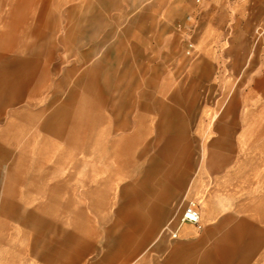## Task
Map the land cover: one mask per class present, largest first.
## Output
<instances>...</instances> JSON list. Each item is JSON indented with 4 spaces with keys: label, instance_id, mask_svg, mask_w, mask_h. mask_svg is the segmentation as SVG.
<instances>
[{
    "label": "crops",
    "instance_id": "crops-1",
    "mask_svg": "<svg viewBox=\"0 0 264 264\" xmlns=\"http://www.w3.org/2000/svg\"><path fill=\"white\" fill-rule=\"evenodd\" d=\"M78 12L84 15L79 31L90 28L96 39L110 26L116 51L124 46L127 62H142L141 75L136 72L142 85L127 82L126 93L139 94L132 109L142 125L156 118L153 140L161 142L160 164L152 172L150 163L142 167L139 178L134 166L102 165L107 139L100 133L89 180L111 188L130 182L120 195V221L148 222L151 213L157 226L165 206L173 201L177 210L161 233H76L71 247L70 200L75 190L83 199L86 183L84 143L71 154L68 101L57 103L65 118L55 123L48 102L53 66L43 68L37 48L14 51L3 33L0 264H264V32L256 33L264 29V0H88ZM111 13L125 19L97 20ZM86 14L94 15L92 23ZM130 73L127 65V78ZM135 140L147 142L140 154L149 158L150 138ZM189 142L197 148L187 149ZM150 173L161 188L150 190ZM188 200L198 205L201 227L184 223L173 238L166 227L177 226ZM33 222L51 224L38 233L44 235L38 251L18 252V234L30 233Z\"/></svg>",
    "mask_w": 264,
    "mask_h": 264
},
{
    "label": "rangeland",
    "instance_id": "rangeland-1",
    "mask_svg": "<svg viewBox=\"0 0 264 264\" xmlns=\"http://www.w3.org/2000/svg\"><path fill=\"white\" fill-rule=\"evenodd\" d=\"M87 1L0 0V36L4 33L3 41L7 45H12L13 50L17 52L27 53V48L31 50L37 48L38 53L44 58L43 68L46 65L53 66V98L51 99L50 96L48 102L51 100L54 102L55 123L65 118V110H62L57 103L62 100L68 101L71 154L81 142L84 143L86 183L80 190L83 193V199H77L78 191L75 190L74 197L70 200L71 247L76 233H96V235L122 233L131 228L135 233H141L146 228L155 229V233H161L163 226L175 214L178 205L172 201L170 205L165 206L167 214L157 226L151 213L148 222L145 220L134 223L120 221V195L123 192L122 189L130 182L123 180L120 186L111 188L109 182L100 187L89 180L93 176L95 165V141L100 133L107 139L106 145L104 146L105 142L102 145V165H112L122 171H125L127 166H134L139 171L137 173L139 178L143 176L142 167H147L150 163V172H152L155 171L152 168L160 164L156 155L161 149V142L153 140L157 131L156 118L146 119L145 125H142L140 111L136 108L132 109V106L137 105L139 94L126 93L127 82L131 85H142L141 76L136 77V72L141 75L139 67L142 62H127L124 46L116 51V46L113 45L116 36L115 34L110 36L111 32H116L110 26L98 30L96 39L92 29L78 30V23L84 17L78 12V6ZM11 6L21 7L23 10L12 9ZM93 17L92 14H86V22L92 23ZM124 19V14L115 13L97 18L103 24L116 23ZM43 31L47 36H40ZM263 32L264 29H260L256 33ZM50 53L53 54L52 61H50ZM154 64V61H149V68L151 69ZM127 65L133 66L135 72L130 73L128 78L126 77ZM145 65L147 69V62ZM151 71L152 69L149 73H152ZM160 80L161 77H156L155 83L157 84ZM130 134L135 135L133 142L127 139ZM137 134H143V136H137ZM146 137L150 138L149 158L142 157L140 154L147 142L135 140ZM186 145L187 149L197 148L195 143L189 142ZM156 176L153 173L149 175L151 191L161 188V184L157 185L154 182ZM138 184L141 182H134L135 187ZM30 192L36 196V190ZM31 208L35 207L30 206L29 209ZM44 212L48 213V207L44 208ZM50 224V222H33L30 233L18 234V252L24 254L28 250L32 253L38 251V239L44 236L38 233H41L43 229L46 230Z\"/></svg>",
    "mask_w": 264,
    "mask_h": 264
},
{
    "label": "built area",
    "instance_id": "built-area-1",
    "mask_svg": "<svg viewBox=\"0 0 264 264\" xmlns=\"http://www.w3.org/2000/svg\"><path fill=\"white\" fill-rule=\"evenodd\" d=\"M200 221L201 215L197 203L194 200H188L180 215L177 226L175 228H170L167 226L166 229L171 233L173 238H176L178 237L179 230L184 223H194L201 227Z\"/></svg>",
    "mask_w": 264,
    "mask_h": 264
}]
</instances>
